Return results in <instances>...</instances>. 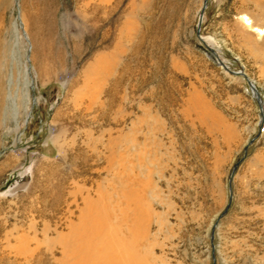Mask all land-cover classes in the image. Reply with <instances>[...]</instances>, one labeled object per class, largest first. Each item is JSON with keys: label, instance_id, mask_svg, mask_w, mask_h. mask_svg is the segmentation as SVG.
<instances>
[{"label": "rangeland", "instance_id": "374dc122", "mask_svg": "<svg viewBox=\"0 0 264 264\" xmlns=\"http://www.w3.org/2000/svg\"><path fill=\"white\" fill-rule=\"evenodd\" d=\"M203 2L0 0V264H264V119L213 54L264 101V0Z\"/></svg>", "mask_w": 264, "mask_h": 264}, {"label": "bare ground", "instance_id": "6f19581e", "mask_svg": "<svg viewBox=\"0 0 264 264\" xmlns=\"http://www.w3.org/2000/svg\"><path fill=\"white\" fill-rule=\"evenodd\" d=\"M210 1V0H209ZM209 1H208V4H207V6L205 7V0H204V2H203V9H202V11H201V17H200V23L201 24H203V18H204V13L206 12V10H207V8H208V6H209ZM203 10H204V13L202 14V12H203ZM248 76V75H247ZM250 79V78H249ZM250 81H251V79H250ZM252 82V81H251ZM252 84H253V82H252ZM254 85V84H253ZM255 86V85H254ZM255 88H256V86H255ZM258 91V90H257ZM258 93H259V95L257 96V94L256 93H253V96L256 98V100L259 98V96H260V99L263 101V99H262V97H261V94H260V92L258 91ZM258 97V98H257ZM257 102L259 103V101L257 100ZM263 103H264V101H263ZM264 108V107H263ZM83 231V230H82ZM81 233V232H80ZM85 233V232H84ZM83 234V233H82ZM97 234V233H96ZM99 234V233H98ZM112 234V233H111ZM79 235H81V234H79ZM86 236V235H85ZM108 236V235H107ZM111 236V235H110ZM84 238V237H83ZM86 242V241H85ZM88 244V243H87ZM91 244V243H90ZM95 244V243H94ZM113 244V243H112ZM103 246V245H102ZM74 247V246H73ZM81 247V246H80ZM90 247V246H89ZM78 248V247H77ZM96 248V245H93V250L94 251H96V254L93 256L92 254H94V253H92L91 255L94 257V259L95 260H98V257H99V254H103V252H98V249H95ZM101 248V247H100ZM116 248V247H115ZM120 248H122L121 246L119 247V248H117V249H120ZM85 249V248H84ZM108 249V248H107ZM112 249V248H111ZM82 250V249H81ZM89 251V250H88ZM120 251V250H119ZM122 253H119V254H127V255H130V253H129V251H128V249H127V251H126V249H122ZM84 252V251H83ZM112 252H115V251H112ZM128 252V253H127ZM88 253H90V252H88ZM88 253H86L85 255L84 254H82V252H80V250L79 249H77V250H74L73 252H72V255H74V256H77V255H81L82 254V256L84 255V257L83 258H91L90 256L91 255H88ZM118 254V256H117V258H115V259H112L110 262V264H142L140 261H138L137 259H135V258H133V256H120ZM134 255V254H133ZM93 257H92V259H93ZM100 257H101V255H100ZM106 259V258H105ZM84 260V259H83ZM82 260V261H83ZM81 261V262H82ZM84 262V261H83ZM108 262V261H107ZM85 263V262H84ZM81 264V263H80ZM108 264V263H107Z\"/></svg>", "mask_w": 264, "mask_h": 264}, {"label": "water", "instance_id": "95a60500", "mask_svg": "<svg viewBox=\"0 0 264 264\" xmlns=\"http://www.w3.org/2000/svg\"><path fill=\"white\" fill-rule=\"evenodd\" d=\"M208 1H209V0H205V7L207 6ZM203 13H204V10H203L202 14H203ZM213 54H214L215 57L217 58V62H218V65H219V66H221L225 71H228L229 73H231V74H233V75H241V76H243V77L247 80L251 92H252V93H256L257 96L259 95L257 89H256L255 86L252 84V82L250 81L249 77L247 76V74H246L244 71H240V72H232V71H230L229 68H228L224 63H222V62L220 61V59L218 58V55H217L215 52H213ZM257 98H258V97H257ZM257 100L259 101V105H260V107H261V115H262V118L264 119V108H263V107H264V103H263V101L260 99V96H259V98H258ZM262 122H263V124H264V120H263ZM225 214H226V211H225V213H223V214L220 216V218L223 217ZM214 230H215V229H214ZM214 230H213V234H214ZM213 240H214V237L212 236V243H213Z\"/></svg>", "mask_w": 264, "mask_h": 264}]
</instances>
